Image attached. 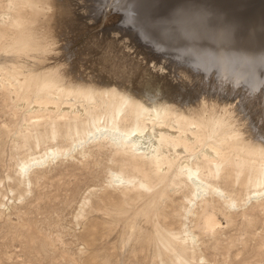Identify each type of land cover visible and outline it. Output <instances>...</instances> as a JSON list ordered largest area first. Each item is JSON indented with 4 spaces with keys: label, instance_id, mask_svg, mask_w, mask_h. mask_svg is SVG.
I'll use <instances>...</instances> for the list:
<instances>
[{
    "label": "rangeland",
    "instance_id": "1",
    "mask_svg": "<svg viewBox=\"0 0 264 264\" xmlns=\"http://www.w3.org/2000/svg\"><path fill=\"white\" fill-rule=\"evenodd\" d=\"M56 1L63 6L51 26L55 60L49 64L71 61L86 73L91 63L99 69L117 62L116 70L134 79L151 68L186 104L206 95L220 104L235 102L238 122L245 120L242 127L264 139V0ZM35 56L1 50L0 64L34 72L40 67ZM130 67L137 74L128 72ZM13 108L0 92V130L16 120L11 132L0 134V264H172L181 246L191 264H264V206L246 215L212 216L213 231L199 224L203 216H194L190 225L200 239L196 257L192 245L181 240L165 253L159 232L179 237L189 222L182 215V194L161 206L172 174L151 192H131L126 212L118 215L116 205L128 192L106 185L108 168L118 166L109 145L53 162L21 197L16 170L23 155L13 147V137L22 116L13 117ZM90 192L92 202L84 207Z\"/></svg>",
    "mask_w": 264,
    "mask_h": 264
},
{
    "label": "bare ground",
    "instance_id": "2",
    "mask_svg": "<svg viewBox=\"0 0 264 264\" xmlns=\"http://www.w3.org/2000/svg\"><path fill=\"white\" fill-rule=\"evenodd\" d=\"M59 6L63 5L56 0H0V51L37 54L40 65L25 73L0 64V92L14 106L12 116H22L13 137V147L23 155L16 170L21 197L32 191L34 179L53 162L73 159L75 153L86 156L93 145H109L115 148L118 166L108 168L106 185L128 192L116 205L118 215L126 212L124 203L131 200V192H151L172 174L169 190L160 196L161 206L182 194V215L189 222L179 237L159 232L165 253L181 240L192 245L196 257L200 239L190 225L194 216H203L199 224L213 231L217 220L212 216L246 215L264 206V139L252 127H242L245 120L238 122L235 102L220 104L206 95L186 104L151 68L134 79L116 70L117 62L99 69L91 63L86 73L74 69L71 61L72 65L60 59L49 64L48 59L55 60L51 26L59 19ZM132 69L128 72L134 76ZM15 121L4 125L0 134L11 132ZM93 194L86 196L84 207ZM190 260L188 249L181 246L172 264H191Z\"/></svg>",
    "mask_w": 264,
    "mask_h": 264
}]
</instances>
